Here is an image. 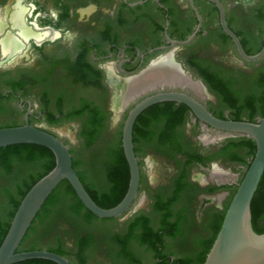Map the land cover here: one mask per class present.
<instances>
[{
  "label": "flooded vegetation",
  "instance_id": "flooded-vegetation-1",
  "mask_svg": "<svg viewBox=\"0 0 264 264\" xmlns=\"http://www.w3.org/2000/svg\"><path fill=\"white\" fill-rule=\"evenodd\" d=\"M220 1L228 26L240 34L247 52V47L259 43L264 34V0ZM221 17L219 5L212 0H0V128L39 127L63 140L75 158L71 138L80 131L94 130L87 124L92 117L104 119L107 127L113 122L124 126L129 111L158 92L152 90L155 87L142 91L115 120L112 106L123 95L125 83L172 50L193 83L201 87L189 88L188 93L209 112L224 119L249 120L255 115L259 120L261 93H257L253 108L245 99L252 94L247 81L258 66H263L264 59L244 60L224 31ZM25 29L31 31L28 39L21 34ZM195 32L190 44L173 45L172 41H185ZM8 39L19 40L21 48L6 50L4 41ZM217 78L242 93L237 104L241 108H231L216 93L213 83ZM65 121L73 126L66 130L60 127ZM133 135L141 171L139 197L120 218H95L114 222L135 213L133 221L138 224L130 228L132 237L123 235L118 242H104L95 232L83 234L77 220L73 224L60 217L44 237L48 244L40 248L63 252L71 264H167L170 257L174 264L183 255L171 252L172 246L185 250L192 244L196 251L189 254V264H198L196 258L203 245L188 237L200 231L203 221L214 222L217 210L239 185L229 182L230 173L220 171L225 177L218 181L211 176L231 162L239 161L234 166L240 174L246 171V159L230 158L233 154L241 158L244 149L225 150L228 140L243 137L213 141L215 130L189 106L176 102L146 109L138 117ZM18 165L14 162L13 168ZM178 181L183 188L180 199L169 206L173 197L169 192ZM99 185L101 192L111 188L108 182ZM152 197L169 206L158 211L160 225L153 214L141 211ZM57 206L51 207L47 221L56 222ZM170 212L168 223H176L181 231L173 239L168 232L164 235ZM156 233H163L162 238L157 239ZM78 242L83 244L78 247Z\"/></svg>",
  "mask_w": 264,
  "mask_h": 264
},
{
  "label": "water",
  "instance_id": "water-1",
  "mask_svg": "<svg viewBox=\"0 0 264 264\" xmlns=\"http://www.w3.org/2000/svg\"><path fill=\"white\" fill-rule=\"evenodd\" d=\"M212 1L219 5L224 31L234 41L242 58L248 62L263 60L264 47L258 54L249 55L244 50L240 38L228 26L221 1ZM197 32L185 41H172V43L174 46L190 44L195 39ZM165 56H171L183 73H186L176 61L174 50L155 60L141 73ZM186 75L188 74L186 73ZM189 77L192 78L191 75ZM152 90H158V92L139 101L129 111L124 122L122 144L130 167V183L123 200L113 208H103L94 201L73 167V154L70 147L58 136L30 124L0 128V148L24 144L38 145L50 149L56 158L54 169L39 180L22 200L9 232L0 247V264H18L36 259L49 260L57 264H71L66 257L49 250L18 252L46 201L66 180L72 185L83 205L95 216L102 219H114L129 212L139 197L141 182L139 159L134 145V126L138 117L146 109L164 102H176L189 106L204 124L215 130L216 135L213 141L231 137H248L255 141L257 147L255 157L226 210L221 229L204 264H264V234L255 231L252 216V203L264 177V116L257 122L222 119L209 112L196 96L189 94V87L169 84L157 86ZM129 104L130 102L120 111L117 110L114 103L112 109L117 114L116 121L118 114L125 110Z\"/></svg>",
  "mask_w": 264,
  "mask_h": 264
},
{
  "label": "trees",
  "instance_id": "trees-1",
  "mask_svg": "<svg viewBox=\"0 0 264 264\" xmlns=\"http://www.w3.org/2000/svg\"><path fill=\"white\" fill-rule=\"evenodd\" d=\"M264 18V17H263ZM240 36V34H238ZM229 39V37L227 36ZM243 45H246L245 42H243ZM264 47V34L261 36V39L259 43H257L254 46H248L247 47V53L249 55H256ZM263 66L258 68L254 74H252L247 82L251 83L248 87L249 90H251L252 94L249 95L245 99V103L247 106H250L251 108L254 107V101L257 97L258 92L261 93V114L260 118L264 116V60L261 62ZM261 64V65H262ZM209 81V80H208ZM223 80H219L217 78L215 80V83H213L214 90L216 93L222 97V99L225 101L228 106L231 108H241L237 107V104L240 103L242 100L241 92L240 91H233L231 87L228 85H223ZM256 95V96H255ZM236 104V106H235ZM92 108V107H91ZM245 109V107H242ZM92 110V109H91ZM93 111V110H92ZM224 119V118H222ZM237 121H242L241 119H236ZM250 122H257L258 120L255 119V115H252L251 118L248 120ZM90 124V128L94 129L92 131H86V137L89 142L88 147L93 146V144L96 143L97 140L101 137V130L106 129L107 125L104 119H96L91 118L88 121V125ZM122 133L119 137L118 143L115 145L114 149L110 152L111 159L109 160L107 164V174L109 178V185L111 186L109 191H99L98 189L100 187V173L98 170V167L96 165H90L87 163V161H79L75 158H73V167L76 170L77 174L79 175L80 179L82 180L83 184L85 185L87 191L90 193L94 201L103 208H113L117 206L125 197L130 183V167L127 161V158L125 156L123 144H122ZM139 140V138H135V141ZM228 146L225 150H230L231 147H238L242 148L248 151L249 157L251 158L250 161L247 160L246 166L247 170L251 166V163L253 161V158L256 154V143L253 139L248 137H243L240 139H230L228 140ZM231 160H241L238 158L237 155L233 154L230 156ZM14 162L21 163H28V164H34L38 163L39 166H41V170L38 172V174H33L30 176L29 180L24 181L22 185L18 187L19 193L18 197L11 196L10 199V205L11 209L9 210V206H5L3 208L0 207V247L7 236L11 223L13 221V218L21 205L22 200L25 198L27 193L31 190V188L44 176H46L49 172H51L55 165H56V158L54 153L45 147L38 146V145H31V144H24V145H14L9 147L0 148V168L3 169L4 172H11L14 171L15 168H13ZM239 162V161H238ZM28 169V168H27ZM27 169L22 167L20 165L17 167L16 171L20 176L27 172ZM105 175V174H104ZM246 175V173H245ZM244 175V176H245ZM183 178V177H182ZM244 178V177H243ZM243 180V179H242ZM182 187H180V181H178V185L176 184L175 191L173 193L172 199H170L169 206L173 205V203L178 199H180ZM217 189V188H216ZM223 188H220L222 190ZM238 189V186L235 187L232 191V195L230 197V201L227 204L224 211L217 210V217H218V223L217 228L215 231V234L212 238V240L209 242V244L206 246V249L203 253V255L200 256L198 264H204L207 254L209 253L217 234L219 233L221 226L223 224L226 210L228 209L233 196L235 195L236 191ZM65 193V194H64ZM64 195H66V200L71 202V208L74 213L77 215L82 214L83 211L86 212L87 218L92 220L97 218L91 211H89L82 203V201L77 196L74 188L69 183V181H64L61 183V185L52 193V195L48 198L45 205L43 206L42 210L39 212L37 218L33 222L29 232L27 233L22 245L20 246V249L18 252L21 251H35V250H44L41 247V242L43 241L45 237V231L49 228V226L45 227V223L48 220V216L51 214V207L56 206L59 204L63 199ZM169 206H165L164 203L159 201L158 210L164 211ZM8 210V218L4 222V211ZM172 210V208H171ZM172 212H170V216L168 215L165 219V229L166 232L164 235L167 234L170 235V237L173 239L181 234V231L179 229V226L176 225V223H173L172 221L168 223L169 217H171ZM252 216H253V226L257 233L264 234V177L262 179V182L259 186V189L254 197L253 203H252ZM140 221V220H139ZM142 221V220H141ZM141 222H139L140 224ZM138 224L137 222L133 223V225ZM44 228V232L43 231ZM163 233H156L155 236H157V239L162 238ZM129 237H132V233L129 234ZM128 237V238H129ZM31 239V240H30ZM28 240H30V245L28 246V249H24V245L26 246V243ZM148 240V239H147ZM55 253H58L62 256H64L63 252H56L54 250H49ZM175 254V253H174ZM171 257L166 260L165 263L171 264ZM18 264H57L53 261L49 260H42V259H36V260H30L21 262ZM174 264H189V258H182L177 260Z\"/></svg>",
  "mask_w": 264,
  "mask_h": 264
},
{
  "label": "rangeland",
  "instance_id": "rangeland-1",
  "mask_svg": "<svg viewBox=\"0 0 264 264\" xmlns=\"http://www.w3.org/2000/svg\"><path fill=\"white\" fill-rule=\"evenodd\" d=\"M259 67L260 66H258V68ZM58 109H61V107L59 106ZM52 123L54 124L53 121ZM71 126L73 125H71L69 121H65L64 123L60 125V127H65L64 128L65 130L69 129ZM80 126H81V123H80ZM106 129L102 132L100 139L97 140L96 143L90 147H88L89 142L87 140L85 131H80L78 135H75L76 137L73 136V138H71V139H74V142L71 144H72V150H73L75 159L79 161H82V160L87 161L88 164L93 165V166L96 165L100 173L101 183H106L109 181L106 166L109 160L111 159L110 152L114 149L115 145L119 141L121 131L123 130V124L122 123L120 124L119 122H113V125L106 127ZM244 150L242 152L240 159H246L250 161L251 158L249 157L248 151L247 150L244 151ZM142 157L145 158L146 155H142ZM155 163H157V161ZM229 164H232V165H226L224 167H220L221 170L218 169V171L230 173L231 178L229 182L240 183L245 173L247 172V166L245 168L246 171L240 174V172L236 170L235 169L236 167L234 166V164H238V162L237 163L231 162ZM20 165H22V167L25 168V170L28 168L27 172L25 171V173H23L22 176H20V174L17 173L16 168L14 171H11V172H4L3 169L0 168V207L1 208L8 205L9 206L8 209L10 210L12 208L10 205L11 196L18 197V193H19L18 187L22 185L24 181L29 180L30 176H32L33 174L35 175L38 174V172L41 170V166H39L37 162L34 164L32 163L31 165L28 163H22V164L20 163L18 167ZM211 178L212 180L218 181V178L216 177L211 176ZM174 191H175V187L173 185L172 190L169 192V194L173 195ZM142 194L144 195V192ZM66 198H67L66 195H64V199L55 208L56 214H57V217H56L57 219L55 220L56 222L47 221L45 223V227L49 226L47 231H45L43 228L42 232L45 231L44 232L45 234H47L49 229L52 228L51 227L52 225H55L58 222L60 217L67 218L68 221L73 224H74V220H77V222L81 226L80 229L83 234H90L91 232H95L96 234L100 235L101 241H104V242H106L107 240L118 242L119 241L118 239L121 238L123 235L127 236L130 234L131 232L130 228L132 224L134 223L133 215L135 213L132 216L126 217L124 220H116L114 222L112 221L105 222V221L96 220V219L90 220L87 218L85 211H83L82 214L76 216L75 215L76 213L72 211V208H71L72 206L70 204L71 202L66 200ZM157 200L158 199L156 197H152L150 200H147L144 203V206L142 207L143 209L141 211L148 215L153 214V216L157 218L156 225L158 224L160 225L161 214L158 212L159 211L158 210L159 200L158 201ZM229 201H230V198L224 202L222 209H219V210L224 211ZM7 212L8 210L3 212L4 222L8 218ZM158 216H159V220H158ZM217 223H218V217L214 220L213 223L203 221L200 231L195 234L192 233L191 237H188L190 241L198 240L196 244L201 243V245H203L202 250H199V254L196 258L198 262H199L200 256L203 255L206 249V246L208 245L206 243L211 241L215 234ZM139 242H141V240ZM47 244L48 243L46 242V240L43 239V241L41 242V246H45ZM81 244H83V242H78V247L81 246ZM29 245H30V242L26 244V246H29ZM191 247H192V244L185 250H181L178 245H175V247L172 246L171 252H177L178 256L183 255L182 258H185V257L189 258V254L194 253L196 251V250H192ZM138 264H140V262Z\"/></svg>",
  "mask_w": 264,
  "mask_h": 264
},
{
  "label": "bare ground",
  "instance_id": "bare-ground-1",
  "mask_svg": "<svg viewBox=\"0 0 264 264\" xmlns=\"http://www.w3.org/2000/svg\"><path fill=\"white\" fill-rule=\"evenodd\" d=\"M18 19H19L18 16L16 18L14 17V22L16 23ZM25 31L26 29L21 34L24 38L28 39L31 34L29 32L31 31L29 32H25ZM6 41L7 43L4 44L6 50L11 49L12 51H14L20 49L22 46L19 40L14 42L8 39L5 40L4 42ZM169 84L173 86H185V87L193 88L194 90L201 89L199 84L193 83V79L190 78L189 75H186V73H183V71L179 68V66L173 61L172 57L168 56L165 57L163 60L157 62L156 64L152 65L141 76L128 80L123 88L124 93L121 96V98L117 100L115 107L117 108V110L121 111L129 101H131L142 91L148 90L151 87H156L157 85L164 86ZM213 175L214 177H217L220 180H224L225 177L224 176L225 174L223 172L217 170L214 172Z\"/></svg>",
  "mask_w": 264,
  "mask_h": 264
}]
</instances>
